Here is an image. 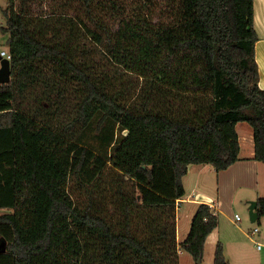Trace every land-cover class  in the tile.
<instances>
[{
    "label": "trees",
    "instance_id": "trees-1",
    "mask_svg": "<svg viewBox=\"0 0 264 264\" xmlns=\"http://www.w3.org/2000/svg\"><path fill=\"white\" fill-rule=\"evenodd\" d=\"M0 11V264H178V245L203 261L219 221L209 205L176 238L188 167L239 160L238 123L264 163L253 0H7ZM76 30L105 66L142 81L134 102ZM212 264H229L220 242Z\"/></svg>",
    "mask_w": 264,
    "mask_h": 264
},
{
    "label": "crops",
    "instance_id": "crops-1",
    "mask_svg": "<svg viewBox=\"0 0 264 264\" xmlns=\"http://www.w3.org/2000/svg\"><path fill=\"white\" fill-rule=\"evenodd\" d=\"M253 25L258 36L255 44V60L259 73V86L264 89V0H253ZM236 132L240 145L239 160L226 170L217 172L208 164L188 167L187 174L183 177L185 194L176 201V236L177 211L183 204H190L193 207L187 212L190 216V211H195L200 203L209 205L215 213H218L219 208L231 207L237 200L241 203H251V201L257 202L258 198H264V163L253 160L252 131L243 123H238ZM239 195L241 196L237 199ZM233 223L238 222L233 220ZM215 230L207 237L205 246L209 243L214 247L217 242L221 243L220 240L223 238H220ZM233 243L239 244L236 238H233ZM214 249L215 247L213 252Z\"/></svg>",
    "mask_w": 264,
    "mask_h": 264
},
{
    "label": "rangeland",
    "instance_id": "rangeland-1",
    "mask_svg": "<svg viewBox=\"0 0 264 264\" xmlns=\"http://www.w3.org/2000/svg\"><path fill=\"white\" fill-rule=\"evenodd\" d=\"M7 0H0V6L6 7ZM4 17L0 11V26L4 25ZM76 42L85 49L87 57L90 58L91 62L95 63L99 61V72L103 75L110 73L115 75V84L121 87V82L124 83V87L127 83L131 84V87L127 88V94L124 96L123 100L128 103H132L136 100V95L142 85L141 80H136L133 77L126 76L125 74L120 75L117 70L112 68V66H105V59H102L97 48L92 45V43L84 37V35L76 30L75 31ZM7 34L0 31V52L6 51L5 42L7 40ZM101 58V61L99 60ZM116 71V72H115ZM123 80V81H122ZM249 127L246 123H243ZM240 130V128H239ZM242 195V194H241ZM239 195L237 199L241 196ZM249 202H239L238 200L232 203L231 207H226V209L219 208L218 211V227L215 233H218L220 238H223L221 244L227 243L223 252L226 260L229 264H264V215L258 220L250 221L249 218ZM190 207V208H189ZM190 204H183L179 207L177 211V243L180 244L186 237L194 210L190 211V216H188L189 209H193ZM187 213V215H186ZM234 214L239 215L240 221L235 224L233 223ZM254 228L258 229V232L250 238L248 234ZM233 238H236L238 245L233 243ZM223 242V243H222ZM215 247V246H214ZM209 243L205 246L202 264H212L213 260V248ZM66 253V252H65ZM64 253L63 259L66 260V254ZM178 264H196L193 258L178 245Z\"/></svg>",
    "mask_w": 264,
    "mask_h": 264
},
{
    "label": "water",
    "instance_id": "water-1",
    "mask_svg": "<svg viewBox=\"0 0 264 264\" xmlns=\"http://www.w3.org/2000/svg\"><path fill=\"white\" fill-rule=\"evenodd\" d=\"M10 81V61L6 57H2L0 54V84L8 83ZM257 202L251 201L249 206V218L250 221H255L257 218ZM0 248L4 251V243H0ZM196 264H202L201 258H198Z\"/></svg>",
    "mask_w": 264,
    "mask_h": 264
},
{
    "label": "built area",
    "instance_id": "built-area-1",
    "mask_svg": "<svg viewBox=\"0 0 264 264\" xmlns=\"http://www.w3.org/2000/svg\"><path fill=\"white\" fill-rule=\"evenodd\" d=\"M0 54H1L2 57H6L7 59H10V55L7 54V53H5V51H1ZM233 220H234V222H239L240 221L239 215L234 214ZM257 232H258V229L257 228H254L253 230L250 231V233L248 234V236L250 238H252V236L255 235Z\"/></svg>",
    "mask_w": 264,
    "mask_h": 264
}]
</instances>
